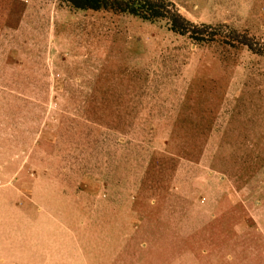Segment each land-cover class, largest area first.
Segmentation results:
<instances>
[{"label":"rangeland","instance_id":"rangeland-1","mask_svg":"<svg viewBox=\"0 0 264 264\" xmlns=\"http://www.w3.org/2000/svg\"><path fill=\"white\" fill-rule=\"evenodd\" d=\"M170 1L262 53L0 0V264H264V0Z\"/></svg>","mask_w":264,"mask_h":264},{"label":"trees","instance_id":"trees-1","mask_svg":"<svg viewBox=\"0 0 264 264\" xmlns=\"http://www.w3.org/2000/svg\"><path fill=\"white\" fill-rule=\"evenodd\" d=\"M71 7L81 10L111 11L115 13H127L147 21L165 20L167 26L173 32L186 35L195 41H215L222 39L225 43H238L253 48L246 35L238 36V32L232 30V34L221 36V32L210 24H194L186 19L173 2L170 0H64ZM222 37V38H219Z\"/></svg>","mask_w":264,"mask_h":264}]
</instances>
